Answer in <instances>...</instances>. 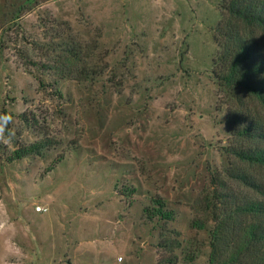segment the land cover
Masks as SVG:
<instances>
[{
	"label": "rangeland",
	"instance_id": "374dc122",
	"mask_svg": "<svg viewBox=\"0 0 264 264\" xmlns=\"http://www.w3.org/2000/svg\"><path fill=\"white\" fill-rule=\"evenodd\" d=\"M220 2L0 0V264H159L165 227L178 264L196 247L207 264L215 219L234 206L220 182L255 195L232 177L213 72ZM72 38L79 58L61 67ZM85 64L94 81L66 73ZM47 137L57 144L9 161ZM155 198L174 221L147 222Z\"/></svg>",
	"mask_w": 264,
	"mask_h": 264
},
{
	"label": "trees",
	"instance_id": "16d2710c",
	"mask_svg": "<svg viewBox=\"0 0 264 264\" xmlns=\"http://www.w3.org/2000/svg\"><path fill=\"white\" fill-rule=\"evenodd\" d=\"M220 10L221 20L215 30L218 52L213 72L219 103L227 106L226 120L232 129L233 142L229 152L241 167L232 177L255 195L237 200L224 188L226 183L220 182L227 193L221 194L220 199L228 202L231 199L234 206L225 208L215 219L207 264H264V0H221ZM72 40V46H59L66 53L61 67L68 68L69 60L79 58L81 44L75 38ZM97 46L95 42L94 47ZM56 62L53 64L60 68ZM66 73L78 81H94L100 76L96 68L86 64ZM56 144L47 137L15 150L9 161L40 155L44 149ZM62 158L60 156L57 161ZM143 213L147 222L175 220L174 211L167 209L161 198L153 199L152 205L144 208ZM203 225L199 224L200 227ZM164 229L157 245L159 264H178L177 250L181 248V242L177 237H170L172 232L167 227ZM199 251L197 247L189 250L184 262L194 264Z\"/></svg>",
	"mask_w": 264,
	"mask_h": 264
},
{
	"label": "clouds",
	"instance_id": "9594fccd",
	"mask_svg": "<svg viewBox=\"0 0 264 264\" xmlns=\"http://www.w3.org/2000/svg\"><path fill=\"white\" fill-rule=\"evenodd\" d=\"M7 122H8L7 118H0V134L4 132V128Z\"/></svg>",
	"mask_w": 264,
	"mask_h": 264
},
{
	"label": "built area",
	"instance_id": "2783aa9c",
	"mask_svg": "<svg viewBox=\"0 0 264 264\" xmlns=\"http://www.w3.org/2000/svg\"><path fill=\"white\" fill-rule=\"evenodd\" d=\"M36 210H37L38 212H46V211H48L47 208H43V207H41V206H37Z\"/></svg>",
	"mask_w": 264,
	"mask_h": 264
}]
</instances>
